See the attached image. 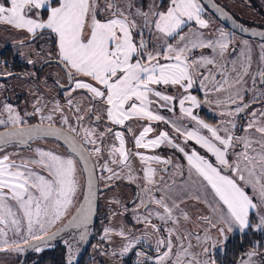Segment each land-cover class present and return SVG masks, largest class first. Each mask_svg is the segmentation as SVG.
<instances>
[{"label": "snow or ice", "instance_id": "1", "mask_svg": "<svg viewBox=\"0 0 264 264\" xmlns=\"http://www.w3.org/2000/svg\"><path fill=\"white\" fill-rule=\"evenodd\" d=\"M209 7L232 20L214 0H0L31 66L0 57V253L60 241L65 264L88 247L91 264H223L247 239L233 264H264V31L214 26Z\"/></svg>", "mask_w": 264, "mask_h": 264}, {"label": "flooded vegetation", "instance_id": "2", "mask_svg": "<svg viewBox=\"0 0 264 264\" xmlns=\"http://www.w3.org/2000/svg\"><path fill=\"white\" fill-rule=\"evenodd\" d=\"M207 3V0H205ZM214 2L221 8H223L231 17L232 20H235L238 24H243L245 27H248L250 31H264V5L252 3V10L247 12L249 13L248 17H241L236 12L230 10L227 5L222 3L221 0H214ZM209 18L214 19V26H222L225 30L235 31L233 29L232 20H220L218 19V14L214 13L212 8H207L206 11ZM241 35V34H239ZM24 36V33L16 32L7 26H0V57H3L4 60L8 61L10 64L11 71L19 74L23 71H26L31 66L26 65L25 60L21 58L19 55H15L17 50L16 41ZM244 38L256 41L258 37L244 36ZM41 41L37 40L33 42V45L38 47ZM25 56L32 53V47H23L20 49ZM38 74L40 76H44L46 74H55L58 69L53 63L51 67L45 66L43 69L37 67ZM52 77L49 78V82L51 83ZM8 98L13 104H18L21 109L25 107V100L30 99V97H25L24 92H26L27 88L25 84L19 79H11L8 82ZM193 93L196 95H202L196 89H193ZM198 114L202 119H205L209 123H215L219 120V116L213 115V107L209 106L207 110L202 106L197 110ZM165 115H171L170 113H164ZM211 114V115H209ZM165 126L160 125L161 130L164 129ZM45 147H53L50 145H42ZM160 154L163 156H169L173 154V150L170 148L162 147L159 150ZM179 153L176 154L179 157ZM121 198H128L132 195V188H130L126 183H123L121 187L117 190ZM114 193L111 191L103 192L101 194V198L99 201L100 212L103 214L107 210V199H109ZM199 207V206H197ZM195 208L192 209L193 214H195ZM97 230L100 228V223L96 225ZM95 243V241H92ZM235 253V240H233V244L230 246V250L225 254H220L219 259L223 261V264H233L232 257ZM94 256V250L88 247L86 250H82L81 253L77 256L76 264H91V258ZM66 253L65 246L62 242H55V247L46 249L45 252L36 254V253H28L26 256L19 257V261L21 264H65ZM102 259V258H99ZM17 264V263H16ZM128 264H133L132 259L128 260Z\"/></svg>", "mask_w": 264, "mask_h": 264}, {"label": "rangeland", "instance_id": "3", "mask_svg": "<svg viewBox=\"0 0 264 264\" xmlns=\"http://www.w3.org/2000/svg\"><path fill=\"white\" fill-rule=\"evenodd\" d=\"M221 1L222 3L227 5L228 8H230V10L236 12L243 18L249 16V13L247 12V10L251 11L253 9L251 6L252 3L254 4L255 2L257 4L264 5V0H221ZM203 106L205 107V110L209 108V105H203ZM212 113L214 116H216L214 109ZM17 260H19V257L15 255L0 253V264H16Z\"/></svg>", "mask_w": 264, "mask_h": 264}, {"label": "trees", "instance_id": "4", "mask_svg": "<svg viewBox=\"0 0 264 264\" xmlns=\"http://www.w3.org/2000/svg\"><path fill=\"white\" fill-rule=\"evenodd\" d=\"M247 244H248V240L247 239H245L243 241L238 240V239L235 240V253H234V256L232 257V261H234L235 255H239L240 254V249L242 247H246Z\"/></svg>", "mask_w": 264, "mask_h": 264}, {"label": "water", "instance_id": "5", "mask_svg": "<svg viewBox=\"0 0 264 264\" xmlns=\"http://www.w3.org/2000/svg\"><path fill=\"white\" fill-rule=\"evenodd\" d=\"M233 29L238 32V29H235L234 27H233ZM241 35H243V34H241Z\"/></svg>", "mask_w": 264, "mask_h": 264}]
</instances>
